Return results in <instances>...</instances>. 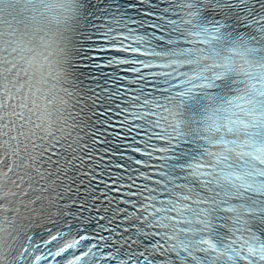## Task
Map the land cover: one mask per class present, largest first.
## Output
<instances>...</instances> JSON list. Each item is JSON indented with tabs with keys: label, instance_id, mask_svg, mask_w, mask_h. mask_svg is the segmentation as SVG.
Segmentation results:
<instances>
[{
	"label": "snow or ice",
	"instance_id": "6c2138e0",
	"mask_svg": "<svg viewBox=\"0 0 264 264\" xmlns=\"http://www.w3.org/2000/svg\"><path fill=\"white\" fill-rule=\"evenodd\" d=\"M0 264H264V0H0Z\"/></svg>",
	"mask_w": 264,
	"mask_h": 264
}]
</instances>
